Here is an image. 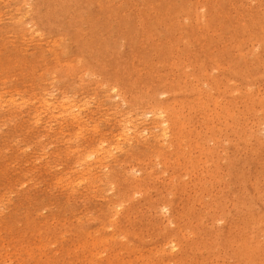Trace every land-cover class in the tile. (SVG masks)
I'll return each mask as SVG.
<instances>
[{
    "label": "rangeland",
    "instance_id": "374dc122",
    "mask_svg": "<svg viewBox=\"0 0 264 264\" xmlns=\"http://www.w3.org/2000/svg\"><path fill=\"white\" fill-rule=\"evenodd\" d=\"M0 264H264V0H0Z\"/></svg>",
    "mask_w": 264,
    "mask_h": 264
}]
</instances>
